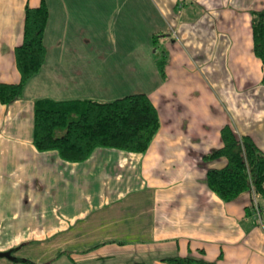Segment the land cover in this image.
Segmentation results:
<instances>
[{
	"label": "crops",
	"instance_id": "0c3cea01",
	"mask_svg": "<svg viewBox=\"0 0 264 264\" xmlns=\"http://www.w3.org/2000/svg\"><path fill=\"white\" fill-rule=\"evenodd\" d=\"M41 1L0 0L1 84L20 82L15 50L23 43L26 7ZM45 1V63L21 99L0 102V252L14 250L18 259L0 264H50L61 246L88 237L102 238L73 248L80 264H167L163 259L177 256L264 264V200L245 192L222 201L207 173L227 159H204L223 147L225 126L264 152L263 68L252 32V13L264 10V0ZM110 12L119 17L116 25ZM154 35L168 55L165 80L150 56L157 54ZM131 39L150 44L147 84L134 63L142 47ZM118 43L126 62L110 63ZM138 93L150 97L161 121L146 153L99 148L70 163L33 145L39 99L109 102ZM35 240L49 244L45 262L17 257Z\"/></svg>",
	"mask_w": 264,
	"mask_h": 264
},
{
	"label": "trees",
	"instance_id": "16d2710c",
	"mask_svg": "<svg viewBox=\"0 0 264 264\" xmlns=\"http://www.w3.org/2000/svg\"><path fill=\"white\" fill-rule=\"evenodd\" d=\"M49 17L50 11L45 0L36 8L26 7L23 43L15 50L20 82L0 83L1 104L10 105L21 99L25 86L43 67L47 54L44 35ZM252 32L253 50L262 63L264 85V10L252 13ZM153 39L157 46L159 36L154 35ZM157 57L158 55V72L165 80L168 64L165 49L161 56ZM34 116L35 148L39 152L56 151L63 161L70 163L88 160L99 148L130 154L146 153L161 128L159 112L150 97L144 93L109 102L88 99H39L35 103ZM221 136L223 147L204 156V159L215 160L224 157L227 159V165L222 169L208 171V187L226 203L234 201L245 192L252 193L259 201L264 200V152L252 138H238L229 126L222 129ZM94 248L88 249L87 252ZM163 262L215 264L204 259L178 256L163 259Z\"/></svg>",
	"mask_w": 264,
	"mask_h": 264
},
{
	"label": "rangeland",
	"instance_id": "374dc122",
	"mask_svg": "<svg viewBox=\"0 0 264 264\" xmlns=\"http://www.w3.org/2000/svg\"><path fill=\"white\" fill-rule=\"evenodd\" d=\"M110 5H114L113 3H110ZM111 17V23L116 25V22L118 21L119 17L115 18V13H111L110 12ZM125 15V13H124ZM118 42V39H116ZM135 45H137V42H139V44L141 45L142 49L140 50L141 53V59L135 60L134 63L135 65H137V63H140V68H141V82L142 84H147V82H149L150 78L152 77V72L151 70V66H149L148 64V59L145 58L146 56V52L144 50V48L146 47V39H131ZM104 42V41H103ZM150 45V44H149ZM147 45V46H149ZM110 46V52H113L114 50V44H107V47ZM121 44L118 43V54L115 56H111V60L110 63L117 62V63H125L126 61L123 59L124 57H121V54H127L126 50L124 48H121ZM116 47V46H115ZM158 48V49H157ZM165 49L164 44L161 42L160 44L158 43L157 46H153V51L158 50L157 54L158 57L161 56V53L163 52V50ZM156 55L155 52L150 51V56H155V58L153 59L152 63L154 62V64H156ZM144 56V57H143ZM157 57V58H158ZM120 58V59H119ZM159 73V72H158ZM163 80V79H162ZM256 202V201H255ZM253 202L254 208L256 210L259 211V208H257L258 206V202ZM264 212V211H263ZM67 233H63L61 235V239L62 241L64 239H66L68 236ZM98 238H102V237H88L87 239H83L82 241H79V244L75 243V245H65V246H61V250L60 251H55L54 252V260L50 261V264H80L81 261H83V257H81V255H74V253H72V250H74L73 248H84L87 249L89 248L91 245L90 244H94L95 242H97ZM80 239H82V237H80ZM95 239H97L95 241ZM87 241V243H82L81 242H85ZM48 243L44 242V243H40L37 242L35 240V242H32L30 244L24 245L21 249L17 250L15 253L17 255V257H21L24 260L27 261H34L38 258H41L42 256L44 257V261L46 260V253L47 252V248H48ZM73 254V255H72ZM150 263V262H149ZM44 264V263H41Z\"/></svg>",
	"mask_w": 264,
	"mask_h": 264
},
{
	"label": "water",
	"instance_id": "95a60500",
	"mask_svg": "<svg viewBox=\"0 0 264 264\" xmlns=\"http://www.w3.org/2000/svg\"><path fill=\"white\" fill-rule=\"evenodd\" d=\"M13 251L14 250L0 252V258H6L10 261H18V259L13 255Z\"/></svg>",
	"mask_w": 264,
	"mask_h": 264
},
{
	"label": "bare ground",
	"instance_id": "6f19581e",
	"mask_svg": "<svg viewBox=\"0 0 264 264\" xmlns=\"http://www.w3.org/2000/svg\"><path fill=\"white\" fill-rule=\"evenodd\" d=\"M255 204H256V202H255Z\"/></svg>",
	"mask_w": 264,
	"mask_h": 264
},
{
	"label": "built area",
	"instance_id": "2783aa9c",
	"mask_svg": "<svg viewBox=\"0 0 264 264\" xmlns=\"http://www.w3.org/2000/svg\"><path fill=\"white\" fill-rule=\"evenodd\" d=\"M258 208V207H257Z\"/></svg>",
	"mask_w": 264,
	"mask_h": 264
}]
</instances>
